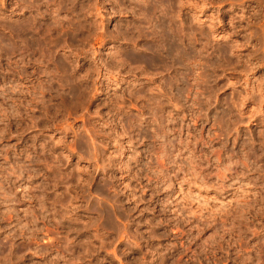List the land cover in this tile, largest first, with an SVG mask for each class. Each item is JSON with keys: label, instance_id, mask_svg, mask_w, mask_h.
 <instances>
[{"label": "clouds", "instance_id": "obj_1", "mask_svg": "<svg viewBox=\"0 0 264 264\" xmlns=\"http://www.w3.org/2000/svg\"><path fill=\"white\" fill-rule=\"evenodd\" d=\"M0 264H264V0H0Z\"/></svg>", "mask_w": 264, "mask_h": 264}]
</instances>
